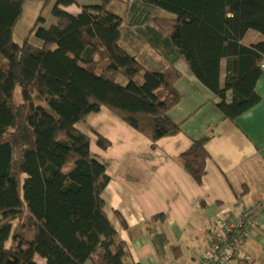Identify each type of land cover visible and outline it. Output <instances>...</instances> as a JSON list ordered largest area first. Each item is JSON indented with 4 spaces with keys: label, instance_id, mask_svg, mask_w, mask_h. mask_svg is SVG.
Returning <instances> with one entry per match:
<instances>
[{
    "label": "trees",
    "instance_id": "trees-1",
    "mask_svg": "<svg viewBox=\"0 0 264 264\" xmlns=\"http://www.w3.org/2000/svg\"><path fill=\"white\" fill-rule=\"evenodd\" d=\"M26 1L0 0V264H39L37 256L46 264H140L130 260L105 212L103 193L111 179L78 124L105 108L153 149L182 131L169 117L182 100L176 87L181 72L173 63L150 67L127 42L126 32L148 25L158 9L172 18L153 20L157 28L144 31L148 43L182 59L234 122L260 102L255 87L264 75V41H242L249 30L264 36V0H144L131 4L129 21L111 11L109 0L78 14L63 9L75 0H57L56 23L45 28L40 16L18 43L15 29ZM97 139L101 149L110 147L108 139ZM210 139L195 140L181 155L199 185ZM165 220L158 214L149 223L160 224L148 227L157 248L167 241Z\"/></svg>",
    "mask_w": 264,
    "mask_h": 264
},
{
    "label": "crops",
    "instance_id": "crops-1",
    "mask_svg": "<svg viewBox=\"0 0 264 264\" xmlns=\"http://www.w3.org/2000/svg\"><path fill=\"white\" fill-rule=\"evenodd\" d=\"M84 2L76 0L63 9L78 14L87 6ZM28 3L32 1H26L22 19L15 29L18 43L27 37L18 40L17 34ZM44 21L45 28L51 26ZM144 24L126 32L127 42L137 55L135 43L139 42L140 49L149 46L144 31L148 35L156 29ZM31 28V25L25 26L27 30ZM263 41L262 34L249 30L242 43L250 46ZM149 47L152 56L143 60L150 67L161 69L173 63L182 74L176 85L182 100L169 112V117L181 124L182 131L161 139L153 149L149 139L105 108L87 116L78 127L90 134L91 153L105 165L111 179L103 193L105 212L120 239L127 243L130 260L140 264H197L222 222L227 219L238 222L245 209L264 203V75L255 87L259 104L231 122L217 108L215 95L182 59ZM221 73L223 82L225 63ZM97 135L111 142L108 149L98 146ZM206 135L211 136L206 145L210 159L203 184L199 185L185 170L181 155L195 140ZM119 213L128 228L123 226ZM158 214L166 217L163 229L167 241L157 248L148 227L159 224H149ZM260 223L244 239L240 257L228 264H242L241 259L246 255L252 258L248 264H264V216ZM177 247L182 252L179 259L175 256Z\"/></svg>",
    "mask_w": 264,
    "mask_h": 264
},
{
    "label": "built area",
    "instance_id": "built-area-1",
    "mask_svg": "<svg viewBox=\"0 0 264 264\" xmlns=\"http://www.w3.org/2000/svg\"><path fill=\"white\" fill-rule=\"evenodd\" d=\"M264 73V63L262 64ZM264 216V203L257 208L245 209L238 222L226 220L221 223L220 230L213 234L210 247L207 249L199 264H228L239 254L244 239L260 226ZM251 256H243L242 264H248Z\"/></svg>",
    "mask_w": 264,
    "mask_h": 264
},
{
    "label": "rangeland",
    "instance_id": "rangeland-1",
    "mask_svg": "<svg viewBox=\"0 0 264 264\" xmlns=\"http://www.w3.org/2000/svg\"><path fill=\"white\" fill-rule=\"evenodd\" d=\"M31 1H32V3H28L26 6L24 19L22 21V23H23L22 28L20 29L19 33L17 34L18 40H23L26 36L27 37L29 36V34L32 30L25 29V26L27 27V26L31 25L32 26L31 29H33V27L35 26V24H36V22L40 16L44 20H47L48 24H50V25H52L53 22L56 23V19L52 15L51 12H52V9L54 8V5L56 4L57 0H55V1L54 0H31ZM77 1L78 2L85 1L84 3L86 5H96V3L93 1H98V0H77ZM99 1H100L99 4H103L106 0H99ZM138 1L143 2L144 0H109V2H110L109 6L111 8V11H113L115 14L120 15V16L127 15V20L129 21L130 19L128 18V14L132 13V11L129 13L131 4L138 2ZM74 3H76V0ZM139 5H141V4L139 3ZM171 16L172 15L169 12H166L162 9L153 10L151 12V16L149 18L150 20L148 19V21H150V23L148 25L157 28L156 23L153 22V20L163 19V18L169 19V18H172ZM43 27H46V26H43ZM22 34H24L25 36L21 38ZM31 40H32V43H34L35 45H38V46L42 45V42L36 37L31 39ZM15 41L17 42L16 38H15ZM20 43H22V41ZM138 45H139V42L137 41L135 43L134 48H135L136 52L138 53V57L140 56L139 58H141L143 60L144 58H147V57L150 58L152 56V51H151V48L149 47L150 45L149 46L146 45L142 49L137 47ZM120 82L125 84L126 79L124 77H121ZM16 97H17L18 102H22L21 93H20L19 89L17 90ZM92 155L95 157L94 153ZM205 252H204V254H205ZM202 257L200 258V260L202 259ZM238 257H240L239 254L235 258H238ZM36 259L38 260L37 262L39 264L41 263V261H43V262L45 261L42 258H40L39 256H37ZM199 261L197 264H199ZM241 261H242V259H241ZM249 262H251V260ZM45 264H46V261H45Z\"/></svg>",
    "mask_w": 264,
    "mask_h": 264
}]
</instances>
